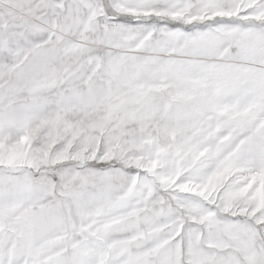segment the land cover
Segmentation results:
<instances>
[{
    "label": "snow or ice",
    "instance_id": "snow-or-ice-1",
    "mask_svg": "<svg viewBox=\"0 0 264 264\" xmlns=\"http://www.w3.org/2000/svg\"><path fill=\"white\" fill-rule=\"evenodd\" d=\"M0 264H264V0H0Z\"/></svg>",
    "mask_w": 264,
    "mask_h": 264
}]
</instances>
